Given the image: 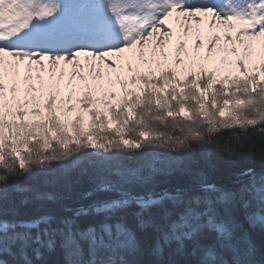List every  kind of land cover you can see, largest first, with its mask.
Masks as SVG:
<instances>
[{"label":"snow or ice","instance_id":"1","mask_svg":"<svg viewBox=\"0 0 264 264\" xmlns=\"http://www.w3.org/2000/svg\"><path fill=\"white\" fill-rule=\"evenodd\" d=\"M106 4L114 43L48 51L14 40L60 0H0V264H32L27 249L41 259L55 236L57 264H264L237 220L242 207L264 232V171L245 167L222 188L196 159L264 163V0ZM71 173L116 195L21 218L19 205L54 200L44 189Z\"/></svg>","mask_w":264,"mask_h":264},{"label":"trees","instance_id":"2","mask_svg":"<svg viewBox=\"0 0 264 264\" xmlns=\"http://www.w3.org/2000/svg\"><path fill=\"white\" fill-rule=\"evenodd\" d=\"M57 16L52 20H56ZM198 164L197 167L203 174V179L208 183L216 184L218 187L222 188H236L239 187L237 183V172L245 167L253 168L257 173L264 171V163L260 160H252V161H241L235 165L229 164L224 160L217 157L215 154L205 158L200 157L199 155L196 157ZM70 185L68 187L63 186V182L50 185L45 191L50 192L55 199L52 201H44V202H30L28 204L19 205V201L21 198L20 193H11V199L17 205H19V209L21 212V218H28L30 215L47 213L56 216H68L71 217L73 215L72 211H65V209H78L80 207L87 208L94 201L106 199L111 196H115V193H99L95 192L94 183L92 179L88 176H82L78 173L70 174ZM244 179V178H241ZM190 177H173L169 181L162 183L155 190L159 191L161 187L169 188L170 190L177 186H182L188 183ZM20 185L32 184L34 181L32 179H24L17 181ZM88 193H92L88 195ZM136 194H142L140 190H137ZM244 209L239 207L237 210V220L240 224H242L248 233L252 236V238L256 241L258 247H264V232H261L260 229L257 228H248L247 222L244 219ZM91 217H79L78 223L81 227L87 225V223L91 220ZM150 233V230H148ZM55 240V248L53 251L49 252L47 249L41 248L42 258L37 259L35 253L31 248L27 249L28 258L32 260V264H57V262L62 258L61 249H60V237H53ZM148 243H151V239H149ZM38 247V245H32V248ZM174 247V245H173ZM12 253L14 256L18 258V249L13 248ZM145 259L151 260L149 254H145ZM190 258V257H189Z\"/></svg>","mask_w":264,"mask_h":264},{"label":"rangeland","instance_id":"3","mask_svg":"<svg viewBox=\"0 0 264 264\" xmlns=\"http://www.w3.org/2000/svg\"><path fill=\"white\" fill-rule=\"evenodd\" d=\"M60 2L61 10L56 14V20L24 31L15 38L14 45L31 49L33 43L38 41L42 43H37V48L48 50L41 44L52 48L62 37L80 32L96 39L93 48L109 46L116 41L117 31L107 10L106 0H60ZM57 30L61 31L58 36L54 35Z\"/></svg>","mask_w":264,"mask_h":264},{"label":"bare ground","instance_id":"4","mask_svg":"<svg viewBox=\"0 0 264 264\" xmlns=\"http://www.w3.org/2000/svg\"><path fill=\"white\" fill-rule=\"evenodd\" d=\"M37 43L40 44L42 42L35 41L33 43V48H37ZM96 43V39L92 36H88L85 33H73L70 34L68 37L61 38L59 41L55 44H53V47L51 48L48 45L41 44L43 48H47L48 50L52 51H64V50H70L72 48L76 47H90L93 48V45Z\"/></svg>","mask_w":264,"mask_h":264}]
</instances>
